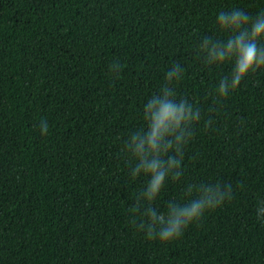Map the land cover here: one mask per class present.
Segmentation results:
<instances>
[{"label":"trees","instance_id":"16d2710c","mask_svg":"<svg viewBox=\"0 0 264 264\" xmlns=\"http://www.w3.org/2000/svg\"><path fill=\"white\" fill-rule=\"evenodd\" d=\"M233 10L264 0H0V264H264V68L218 103L235 60L199 48L227 41ZM176 64L200 121L152 206L195 199L189 185L232 196L163 244L138 228L150 177H131L124 145Z\"/></svg>","mask_w":264,"mask_h":264},{"label":"clouds","instance_id":"9594fccd","mask_svg":"<svg viewBox=\"0 0 264 264\" xmlns=\"http://www.w3.org/2000/svg\"><path fill=\"white\" fill-rule=\"evenodd\" d=\"M219 30L231 35L226 42L205 36L199 48L206 53L209 65L223 63L234 58V68L230 77H224L217 89V102H222L234 92L250 72L264 68V11L255 18L243 10L221 12L217 16ZM183 69L174 65L166 74L165 85L159 95H154L145 105L142 119L146 129L131 133L124 150L135 161L131 168L133 179L141 174L150 177L146 190L137 198V208L144 204L145 221L138 228L147 238L159 240L163 244L179 239L191 224L199 222L207 211L220 207L225 199H231L230 185L201 184L189 185L186 195H198L187 203L169 202L167 213L159 214L152 206L164 187L166 179L176 181L183 175L181 163L183 149L192 137L191 126L200 121V111L186 99H175L171 86L182 76ZM211 124V120L206 122ZM42 133L48 130L42 124ZM171 153V154H170ZM257 218L264 221V206L258 207ZM135 223V220H133Z\"/></svg>","mask_w":264,"mask_h":264}]
</instances>
